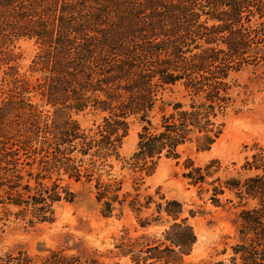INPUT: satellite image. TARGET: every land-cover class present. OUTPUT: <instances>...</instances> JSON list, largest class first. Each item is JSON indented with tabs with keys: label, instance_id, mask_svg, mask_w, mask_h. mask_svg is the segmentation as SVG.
<instances>
[{
	"label": "trees",
	"instance_id": "1",
	"mask_svg": "<svg viewBox=\"0 0 264 264\" xmlns=\"http://www.w3.org/2000/svg\"><path fill=\"white\" fill-rule=\"evenodd\" d=\"M263 4L264 0H0V60L14 58L5 49L33 40L39 52L32 71L42 73L34 90L53 110V117L46 116L24 99L25 79L0 84V95L9 92L0 106V205L12 204L20 214L28 213L29 224L51 222L53 204L75 197L67 183L59 185L61 176L91 183L95 168L112 169L110 162L119 160L127 119L137 117L141 130L126 161L135 194L122 191V179L102 183L95 178L94 197L104 216L127 208L141 228L160 224L163 216L171 220L162 240L122 237L116 246L121 255L133 264H182L196 241L193 229L180 219L178 201L141 197L142 176L151 175L162 157L178 159L181 146L194 143L208 150L221 135L222 118L233 103L230 74L238 70L244 54L256 50L247 29L250 16L258 15L262 21L254 23L264 24ZM176 85L188 103L164 100V91ZM155 108L160 118L153 124L150 114ZM86 109L108 114L94 134L85 133L70 118L71 112ZM253 148L237 177H214L220 169L216 159L202 167L184 162L187 172L182 177L199 189L206 186L212 204L219 205L218 196L228 191L240 207L232 256L228 263L215 264H264V148ZM43 180L51 182L45 185ZM151 206L149 216L140 217ZM30 263L28 256L19 254L8 256L3 264ZM41 264L98 263L50 251Z\"/></svg>",
	"mask_w": 264,
	"mask_h": 264
},
{
	"label": "rangeland",
	"instance_id": "2",
	"mask_svg": "<svg viewBox=\"0 0 264 264\" xmlns=\"http://www.w3.org/2000/svg\"><path fill=\"white\" fill-rule=\"evenodd\" d=\"M261 8L264 10V4ZM250 19L247 33L254 36L250 46L256 50L248 54L250 57L244 54L238 70L230 74L233 103L222 118L224 127L221 135L208 150L201 151L194 143L181 146L178 159L162 157L151 175L142 176L139 190L141 197L148 195L157 202H163L161 196L164 200L178 201L182 209L180 219L185 218L193 229L196 241L189 253L182 257V264L228 263L232 247L237 243L236 228L240 211L232 192L225 191L219 195L220 204L214 205L209 200L211 192L206 191V186L199 189L188 184L182 177L187 172L184 162L189 160L193 166L202 167L216 159L220 169L214 177H237L242 174L241 166L245 159L254 152L253 147L257 145L264 148V24L254 23L262 21L258 15L250 16ZM5 51L13 54L14 58L10 61L0 60V84H11L15 77L25 79L28 92L24 99L36 105L42 114L53 117L52 108L44 105L34 90L37 80L42 77L41 72L32 71V61L39 52V46L33 40H20ZM7 94L0 95V106ZM184 95L182 87L176 85L167 88L163 97L165 101L186 104L188 99ZM107 115L106 112L86 109L71 112L70 118L85 133L94 134ZM150 117L153 124L158 122L160 113L157 108ZM127 123V133L119 148V160L110 162L112 169L106 166L95 168L91 183H85L83 178L81 182H74L61 176L59 185L65 186L67 183L75 197L72 202L61 200L53 204L51 222L29 224L31 216L28 213H22L25 216L20 214V209L12 204L0 205V264L8 256L16 258L19 254L28 256L30 264H41L50 251L92 258L98 264H133L129 256L121 255L116 248L122 237L134 239L144 236L148 242L163 239V231L171 223L169 218L163 216L160 224L151 223L141 228L136 215L127 208L115 210L108 217L104 216L101 205L94 197L95 178L102 183L108 182L110 178L122 179V191L135 194L126 161L135 150L142 123L133 116L127 119ZM75 155L79 159L80 155ZM49 182L42 181L45 185ZM152 208L145 210L140 217L149 216Z\"/></svg>",
	"mask_w": 264,
	"mask_h": 264
}]
</instances>
